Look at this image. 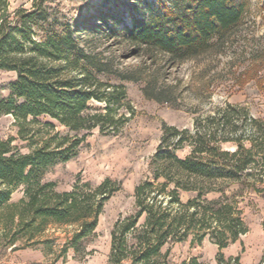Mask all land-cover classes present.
<instances>
[{
	"label": "trees",
	"instance_id": "16d2710c",
	"mask_svg": "<svg viewBox=\"0 0 264 264\" xmlns=\"http://www.w3.org/2000/svg\"><path fill=\"white\" fill-rule=\"evenodd\" d=\"M50 1L54 0H26V6L11 10L9 0H0V72L15 74L8 85L9 95L0 94V118L12 116L24 123L48 117L72 132L88 130L99 117L84 115L88 103L102 102L110 110L118 100L97 79L105 72L102 63L77 44L67 25L51 19L46 6ZM248 1L155 0L146 18L123 27L122 37L136 48L157 51L171 63H182L204 54L214 41L237 28ZM94 28L87 26L91 31ZM124 94L122 89L117 93ZM238 120L249 132L237 135ZM207 122L212 127L194 135L163 127L151 159L150 178L134 188L135 212L112 226L110 264L125 260L168 264L162 248L189 236L196 244L208 239L217 247V264H223L221 251L247 233L235 198L244 193L264 197V121L245 115L241 119L236 108L229 106ZM50 142L22 154L11 145L12 139L0 138V245L17 249L22 241L28 247L48 226L68 225L75 229L67 248L80 255L85 240L94 233L103 204L117 188L104 180L88 192L77 186L56 192L54 183L42 182V175L48 167L75 157L82 138ZM185 142L191 152L180 159L174 150ZM228 142L235 144L234 151L221 148ZM217 182L225 186L217 188ZM19 186H23V197L11 202ZM181 193L191 197L182 202ZM209 193L219 196L206 199ZM230 261L240 264L238 258ZM181 264L198 262L192 258ZM257 264H264V249Z\"/></svg>",
	"mask_w": 264,
	"mask_h": 264
},
{
	"label": "rangeland",
	"instance_id": "374dc122",
	"mask_svg": "<svg viewBox=\"0 0 264 264\" xmlns=\"http://www.w3.org/2000/svg\"><path fill=\"white\" fill-rule=\"evenodd\" d=\"M9 3L11 10L27 5L26 0ZM46 6L51 19L67 25L77 44L102 63L105 72L97 79L103 90L115 95L113 100L118 103L107 110L104 103L90 101L84 115L99 116L93 120L96 126L78 132L48 117L18 123L12 116H3L0 138L12 139L11 145L22 154L46 140L55 144L82 138L76 156L48 167L42 182L54 183L56 192H69L76 186L88 192L109 180L117 191L103 204L97 226L85 240L82 254L75 255L67 248L74 226L50 225L28 247L22 241L17 243V249L2 243L0 264H110L112 226L117 219L135 212L134 188L150 178L151 159L161 142L164 126L194 135L212 127L207 120L229 106L236 108L241 119L245 115L264 121V0H249L237 28L214 41L204 54L182 63H171L157 51L136 48L122 37L123 27L146 18L155 7V0H54ZM87 26L95 28L91 31ZM14 79V73L0 72L2 97L9 95L8 85ZM121 89L124 97L117 95ZM237 122L240 127L237 135L249 132L241 120ZM242 144L249 145L245 139ZM220 146L228 151L236 149L232 142ZM190 152L191 145L187 142L174 150L180 159ZM214 185L225 186L219 182ZM229 189L230 192L235 187ZM218 196L209 193L205 198ZM22 197L23 186H19L11 202L16 203ZM190 197L188 193L180 195L182 202ZM235 202L242 210L248 231L221 251L223 264H233L230 259L235 258L240 264H257L264 249V197L244 193ZM217 252L208 239L196 244L189 236L181 243L165 245L161 255H166L168 264H181L192 258L198 264H217ZM121 264L131 262L125 260Z\"/></svg>",
	"mask_w": 264,
	"mask_h": 264
}]
</instances>
